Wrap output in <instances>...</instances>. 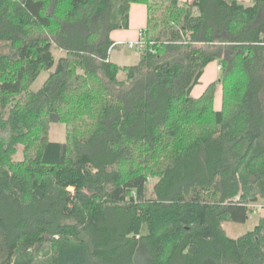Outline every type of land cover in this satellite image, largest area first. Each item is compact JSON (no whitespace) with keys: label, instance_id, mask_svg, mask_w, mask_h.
Here are the masks:
<instances>
[{"label":"trees","instance_id":"1","mask_svg":"<svg viewBox=\"0 0 264 264\" xmlns=\"http://www.w3.org/2000/svg\"><path fill=\"white\" fill-rule=\"evenodd\" d=\"M132 3L144 46L121 65ZM212 61L219 110L215 82L191 95ZM260 199L264 0H0V264H264V216L223 225Z\"/></svg>","mask_w":264,"mask_h":264},{"label":"crops","instance_id":"2","mask_svg":"<svg viewBox=\"0 0 264 264\" xmlns=\"http://www.w3.org/2000/svg\"><path fill=\"white\" fill-rule=\"evenodd\" d=\"M180 1L191 2L192 0H180ZM238 1H241L245 4L250 3V0H238ZM147 14L148 11L146 4L132 3L130 5L127 27L114 29L110 33V38L113 41V45L112 48L110 49V55H109L111 61L123 65L122 63L119 62H124L125 59L127 60L130 58L129 53L127 52L129 48L127 47L126 44H128L129 42L136 43L138 41V31L146 27ZM138 57H139V53H138ZM218 66L219 64L217 63V61H212L208 63L205 66L202 75L200 76L199 83L196 86H194L191 90V95L193 97H199L210 83L215 82L216 84L213 95L214 110H219L221 108V103H222V85L219 84V82L217 81L218 75L220 74ZM258 202L256 204H253L252 206H258ZM256 210L260 214L259 216L261 215L264 216V207L260 206ZM256 210L253 209V212L255 213Z\"/></svg>","mask_w":264,"mask_h":264},{"label":"rangeland","instance_id":"3","mask_svg":"<svg viewBox=\"0 0 264 264\" xmlns=\"http://www.w3.org/2000/svg\"><path fill=\"white\" fill-rule=\"evenodd\" d=\"M127 52L129 53L130 58L127 60L125 59L124 62H119V63H122V64L136 63V61L138 60V53H139L137 47L134 46L133 48H129ZM53 53L57 58L60 57L61 55H63L61 51H59L58 49H55V48L53 49ZM47 75H48L47 71H45V70L41 71L40 74L38 75V77L36 78V80L31 85L32 90H37L42 85V83L46 79ZM123 76H124V74L121 72L118 74L119 78H122ZM219 77L220 76L218 75V78ZM67 127H68V125L64 124V123H52L50 125V138L52 140H56V141H63L64 140V131L66 130ZM20 155H21V148L19 149L18 157H20ZM153 180L154 179L149 180V187L152 186ZM260 206L264 207V199L259 200L258 206H252V211H251L250 216L243 223L233 222V221L225 222L223 225H224V228L226 229L227 235L232 236V237H236L238 235L245 233L248 230H251L256 225V223L258 222V218H259L260 214L258 213V211L256 209H258ZM253 209L256 210L255 213L253 212Z\"/></svg>","mask_w":264,"mask_h":264},{"label":"built area","instance_id":"4","mask_svg":"<svg viewBox=\"0 0 264 264\" xmlns=\"http://www.w3.org/2000/svg\"><path fill=\"white\" fill-rule=\"evenodd\" d=\"M145 32H146V29L145 28H142L138 31V41L135 43V42H129L127 44V47L128 48H133L134 46H136L137 48H143L144 44H143V37L145 35ZM218 69H219V66H218Z\"/></svg>","mask_w":264,"mask_h":264}]
</instances>
